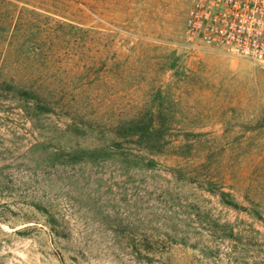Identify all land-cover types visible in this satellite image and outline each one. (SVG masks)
<instances>
[{
	"label": "rangeland",
	"instance_id": "obj_1",
	"mask_svg": "<svg viewBox=\"0 0 264 264\" xmlns=\"http://www.w3.org/2000/svg\"><path fill=\"white\" fill-rule=\"evenodd\" d=\"M192 1L0 0V264H264V68Z\"/></svg>",
	"mask_w": 264,
	"mask_h": 264
},
{
	"label": "built area",
	"instance_id": "obj_2",
	"mask_svg": "<svg viewBox=\"0 0 264 264\" xmlns=\"http://www.w3.org/2000/svg\"><path fill=\"white\" fill-rule=\"evenodd\" d=\"M191 43L264 68V0H193Z\"/></svg>",
	"mask_w": 264,
	"mask_h": 264
}]
</instances>
